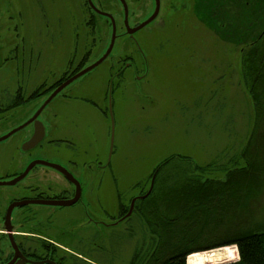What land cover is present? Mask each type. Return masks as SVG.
Masks as SVG:
<instances>
[{"label":"rangeland","instance_id":"rangeland-1","mask_svg":"<svg viewBox=\"0 0 264 264\" xmlns=\"http://www.w3.org/2000/svg\"><path fill=\"white\" fill-rule=\"evenodd\" d=\"M130 1L133 20L149 13L145 0ZM92 2L122 15L116 0ZM92 16L96 24L87 21ZM110 33L87 0H0V103L5 109L19 91L25 99L41 93L40 99L31 96L3 110L0 134L24 123L60 84L98 60ZM263 39L264 0H166L156 21L132 37H119L102 64L43 110L46 136L39 145L22 148L32 126L0 142L10 172L23 171L30 160L72 157L67 144L58 153L51 149L60 137H72L87 162L67 163L84 184L83 203L73 209L31 206L39 218L27 228L18 227L25 211L18 208L16 238L32 233L35 245L52 240L60 252L78 254L62 264H156L172 255L178 240L193 236L192 246L199 247L230 238L245 226L246 213L249 222L264 226V79L258 85L253 73ZM77 94L84 96V108ZM253 95L263 100L261 106ZM100 105L101 117L92 108ZM76 106L93 119L74 113ZM55 112L78 119L71 123L69 115L62 122ZM246 166L248 172L241 170ZM195 177L213 180L207 191L212 195L192 196L198 191L190 181ZM229 180L237 182L240 195H231ZM250 186L253 193L247 194ZM34 187L51 194L70 188L58 172L39 166L17 184L0 186V222L10 202L33 195ZM86 215L88 225L77 229ZM8 245L0 226V248L10 251ZM211 249L191 253L187 264H207L201 251Z\"/></svg>","mask_w":264,"mask_h":264},{"label":"flooded vegetation","instance_id":"flooded-vegetation-1","mask_svg":"<svg viewBox=\"0 0 264 264\" xmlns=\"http://www.w3.org/2000/svg\"><path fill=\"white\" fill-rule=\"evenodd\" d=\"M137 1H139V0H137ZM87 2L89 4V7H90V10L91 11H93L94 13L99 14L101 16H104L105 22L108 25V27L110 28V32H111L110 33V40H109V43H108V46H109L110 41H111V37L113 36V26L114 25H115V36H116L115 42H116V40L119 37H121L123 35L132 37L135 33L140 32L145 27H147L148 25H150L151 23H153L154 21H156V19L160 16V11L162 9V6H163L164 2H166V0H145V2H148V4H149L150 11H149V13L144 18L142 17L141 19H138V20H133V18H132L133 15L130 14V9L131 8L128 7V3H131L130 0H116V3L122 8V15L121 16H116V17H114L111 12H108V11H105V10L104 11L100 10L97 6L96 7L101 12H105L106 14L108 13L109 15H106L104 13H100V12L94 10V8L90 5L89 0H87ZM125 5H126V8H127V16L125 14V11H126ZM154 14H155L154 18L149 23H147L143 27L137 29L133 33H129L128 32L127 26H129L130 28L137 27L141 22H143V21L147 20L148 18L152 17ZM93 18H94V16H92L87 21H89V22L91 21V24H94V23L96 24V21H94ZM118 28L119 29L122 28L123 31L122 32H118ZM115 42H114V45H115ZM86 74H84V75H86ZM84 75H82L81 77H83ZM81 77H79V78H81ZM76 80H74L73 82H75ZM73 82H71L69 85H71ZM69 85H67L65 88H67ZM63 90H61L55 97H57ZM20 93H21L20 91L13 93V96L11 97L12 100H13L12 101L13 103L12 104H9L10 103L9 102L5 106L6 107L5 108L6 110H8L11 106H16L15 105V102H17V104H19L20 106L23 105V104H25L27 101H29V100L32 99V98H30L31 96L34 99L35 98L40 99V97H41V93L38 90H36L33 94H31L26 99L23 98L22 94H20ZM78 96H79L80 99H76L75 101H78L80 103L78 106H81V107L84 108L85 106L80 102V101H82L84 99V96H82V95H78ZM114 99H115L114 96H112V94L110 93L109 99H108V104H107V110L109 111L110 120H111V137H112L111 138V143H113V139H114V134L112 133V125H113V122H114V114H115V110L113 108V102H112V101H114ZM78 106H76V109H74V111H73L74 113L75 112H80L81 118L83 117L84 120L85 119L86 120L87 119H93V114H90V113L87 114V113H85L83 108L81 110L77 109ZM100 107H101V109H99V107H94V106L92 108L93 109H96V111L98 112V115L101 117V115L104 116V113L105 112H103L104 110H102V109L103 108L105 109V105L104 106L103 105H100ZM5 109H4L3 104L0 103V115H3V112H5L3 110H5ZM43 110L41 111V113L39 114V116L34 121H32L29 125H27V126H32V133L28 137L27 140H29L31 138V136L33 135V133H34V130H35V122H37V121H41L42 123L44 122L43 119H41V114H42ZM35 113H36V110L33 112V114L27 120H29L30 118H32ZM74 113H71V114L69 113V114H66V115H63V113H62V115H60V113L55 112V116L56 117L57 116H60L61 117L60 120L63 122V121H67L69 119V115H70V117H72V119L70 120V122L72 123L74 120L78 119V115H75V118H74ZM3 120H4V117H0V121H3ZM59 128H60V126L57 127V129H59ZM92 128L94 129V125L92 126ZM114 128H115V122H114ZM6 133H8V132H5L3 134H0V137H2L3 135H5ZM45 136H46V128H45ZM81 137L85 139L87 137V135H85V136L81 135ZM4 140H1L0 142H4ZM41 141L37 145H39L41 143ZM66 141H68V142H66ZM52 142L54 144L53 145L54 147H52L51 149L54 152H57L58 153L63 148L62 147V144H65V145L67 144V146H65L64 149L69 150L71 153L74 151L73 152L74 155L72 154L73 155L72 157H67L66 160H62L61 159L62 157L59 158V159L56 158L57 160L56 159H52L51 160L50 158L49 159L46 158L44 160H47V161H50V162H54V163H58V164L62 165L63 167H65L67 169V171H69L73 175V177L79 182L80 196H79V198L77 199L76 202H74L71 205H66V206L65 205H53V204H47V203H42V202H35V203H29V204H26V205H23V206H17V207H15L12 210L11 217H10V221L7 222L6 221L7 210H8L9 205L12 202H14V201L24 200V199L40 200V201L57 200V199L58 200H68V199H72L76 195V192H77V185H76V183L73 182V181H70L58 169L53 168V167H50V166H47V165H41V164L35 165L29 171V173L26 176H28L33 169H35V168H37L39 166H43L45 169H51V170H53L55 172H58V174L61 175L66 180V182L68 183V185L70 186V188H66L65 187L64 189H61V191L55 192L54 194H51L49 192H45V190H40L39 187H34V188H32L34 190V194L33 195L32 194H30V195L29 194H25V195H22L20 198L13 199L10 202V204L7 206L6 210L4 211V213H3L2 217H1V222H0V226H2L4 228V231L7 234V238L9 240L8 247H9L10 251L5 252L6 251L5 248H2V247L0 248V263L1 264H9V263L10 264H53V263H55V264H62V261L63 260H65V259H71L72 260L74 258H77V256H78V254H76L74 251H71L69 249H68V252L70 251L69 253L68 252H60L61 250H60L59 246L57 245L56 242H54L52 240H48L49 242H43V244L38 243V245H35L31 241L32 238H30L28 236L30 234L33 235L32 233H26L24 235H27V236H25V237H19L18 239L15 236V229L17 228V224L15 223L13 216H14L15 211L18 208H25L24 209L25 211L22 214L24 220H22L18 224V227L19 228H27L31 224L30 223L31 220L36 219V218H39L38 211L30 208L31 206H37V207H40V206H43V207H55V208H59V209L60 208L61 209L62 208H70V209H73V208H77L80 203H83V198L85 196V187H84V184H83V182L77 176H75V174L73 173V171L67 165V163H71V164L72 163L73 164L81 163L83 165H86V163H87L86 162V159L84 157H80V155H82L80 153L81 147L79 146L78 143H76L74 141V139L72 137H70V139L60 137V138L53 139ZM110 149L112 150V147ZM4 154H5L4 150L3 149L2 150L0 149V180H9V179H12V178L18 176L19 174H21L26 169V167L29 165V163L33 161V160H30V162L24 167L23 171L17 172V169L16 168H12L13 170L10 172L9 171L10 164H8V162L6 161ZM78 160H80V162ZM103 161L104 160H103L102 156L99 155L97 157V163H98V165H100V166L103 165L104 164ZM69 193H71V194H69ZM86 217H87V215H86ZM88 221H89V218L87 217L86 221L78 222L76 224V227L78 225V228L77 229L82 228L84 226V224L85 225H88V223H89ZM38 222H40V220ZM7 226H9V227L11 226V228H12L11 231H7L6 230V227ZM10 233L12 234V238L15 240V242L17 244V247L19 248L18 253L15 252V249H14L12 243H11V238L9 236ZM57 254H59V257H57ZM33 262H36V263H33Z\"/></svg>","mask_w":264,"mask_h":264},{"label":"trees","instance_id":"trees-1","mask_svg":"<svg viewBox=\"0 0 264 264\" xmlns=\"http://www.w3.org/2000/svg\"><path fill=\"white\" fill-rule=\"evenodd\" d=\"M261 41H262L261 45L262 47H264V39ZM259 51L260 52H259L258 63L255 64L256 70L253 72L254 82L258 83V85L259 83H262L261 80L263 81L264 79V48H261ZM251 92H253L252 89H251ZM253 98H254L255 103L261 106L260 102H262L263 100L258 102L257 99L254 97V95H253ZM257 113L260 114L259 109L257 110ZM263 121H264V116H263ZM247 169H249V167L247 166L241 168V170H244V172ZM248 171L249 170H247L246 172ZM233 176L236 177V173L235 174L233 173ZM195 178L196 179H192L190 181H193L194 183H196L198 187L197 189L198 191H197V194H193L192 196L196 198L199 195L200 196L212 195L211 193L207 191L210 187L213 188V180L207 178L202 181L198 177H195ZM228 178H229V174H228ZM236 183L237 182L234 180L231 182L229 180L227 182V187L229 188V190L232 189L231 195L237 196V194L240 195V192H239L240 188H237L238 185ZM247 189H248L247 194H249V192H251L250 194L253 193L251 186L250 188H247ZM241 191H242V197H245L247 194H245V191L243 189H241ZM185 195L187 197H190L189 192L185 193ZM221 198H224V197L221 196ZM203 199L205 198L201 197L198 200V203H202ZM181 201L183 202L182 199ZM176 209L177 208H174V210ZM202 210L205 211V209H202ZM246 216H247V213L245 214V222H243L245 223V226H243V229L238 230V231H231L229 234L230 238H227L222 241L220 240V242H217V240H214L212 241V243H209L206 246H199V247L192 246V241L194 240L193 236L185 240H178L172 246V251H174L172 255L168 256L167 258L163 259L160 262H157L156 264H184L185 257L187 259V256L190 255L191 253L200 251V250L211 249V248H214V249L201 251L202 254L204 255L203 260H205L207 264L208 263H213V264H216V263L217 264H264V229H262L264 226L259 223L252 224L251 222H249L251 220H247ZM170 232L171 231L169 230V236H170L169 238L172 239L173 236L170 234ZM227 245H235L237 247L238 253H239L238 260H234V259H237V256H238L236 255L237 251L235 250L236 251L235 252L233 249H231L235 246L227 247ZM217 253L219 254L217 255ZM233 253L235 254L233 255ZM227 260H230V261L224 262ZM231 260H234V261H231ZM219 262H223V263H219Z\"/></svg>","mask_w":264,"mask_h":264},{"label":"water","instance_id":"water-1","mask_svg":"<svg viewBox=\"0 0 264 264\" xmlns=\"http://www.w3.org/2000/svg\"><path fill=\"white\" fill-rule=\"evenodd\" d=\"M90 5L94 8V10L100 12V13H104L105 12H101L92 2V0H89ZM125 14L127 16V8L125 5ZM156 14V13H155ZM155 14L148 18L147 20L141 22L137 27L134 28H130L129 26H127V30L129 33H133L134 31H136L137 29L143 27L144 25H146L147 23H149L155 16ZM106 15H109L108 13ZM115 25L113 26V36L111 37V41L110 44L106 50V52L95 62L91 63L90 65L86 66L85 68H83L82 70H80L79 72H77L76 74H74L73 76H71L70 78H68L65 82H63L62 84H60L47 98L46 100L43 102V104L39 107V109L36 111V113L34 114V116L32 118H30L29 120L25 121L24 123L20 124L19 126L15 127L14 129H12L11 131H9L8 133H6L5 135H3L2 137H0V141L4 140L6 138H8L10 135L14 134L15 132L23 129L24 127H26L27 125H29L32 121H34L39 114L41 113V111L47 106V104L61 91L63 90L67 85H69L71 82H73L74 80L78 79L79 77H81L82 75L86 74L87 72L91 71L92 69H94L95 67L99 66L101 63H103V61L109 56V54L111 53V50L114 46V42H115ZM38 123V124H37ZM112 133L114 134V122L112 125ZM45 136V126L41 121H37L35 122V130L33 135L31 136V138L27 141H25L22 145V148L24 150H30L32 148H34L35 146H37V144L44 138ZM47 165L53 168L58 169L60 172H62L70 181H73L76 183L77 185V192L76 195L72 198V199H68V200H47V201H40V200H29V199H24V200H18V201H14L12 202L7 210V216H6V221H10V217H11V212L12 210L17 207V206H23L29 203H35V202H42V203H47V204H53V205H71L74 202L77 201V199L80 196V187H79V182L73 177V175L67 171V169L65 167H63L62 165L58 164V163H54V162H50L44 159H35L32 162L29 163V165L26 167V169L19 174L18 176L9 179V180H0V186L1 185H14L17 184L20 180H22L23 178L26 177V175L29 173V171L35 166V165ZM136 199H133L131 202V206L129 208V211L127 212V214H130L133 209H134V203H135ZM11 226H7L6 230L7 231H11ZM10 238H11V243L15 249V252L18 253L19 248L17 247V244L15 242V240L12 238V234H9ZM30 261V260H29ZM36 263V262H33ZM1 264V263H0ZM10 264V263H9ZM55 264V263H53Z\"/></svg>","mask_w":264,"mask_h":264},{"label":"snow or ice","instance_id":"snow-or-ice-1","mask_svg":"<svg viewBox=\"0 0 264 264\" xmlns=\"http://www.w3.org/2000/svg\"><path fill=\"white\" fill-rule=\"evenodd\" d=\"M219 253H217V255H218ZM184 264H187V260H186V257H185V259H184Z\"/></svg>","mask_w":264,"mask_h":264},{"label":"bare ground","instance_id":"bare-ground-1","mask_svg":"<svg viewBox=\"0 0 264 264\" xmlns=\"http://www.w3.org/2000/svg\"><path fill=\"white\" fill-rule=\"evenodd\" d=\"M188 258V257H187ZM204 259V258H203Z\"/></svg>","mask_w":264,"mask_h":264}]
</instances>
